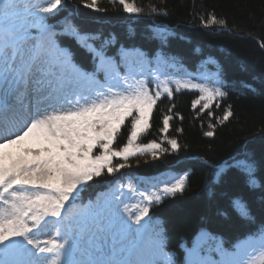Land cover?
I'll return each mask as SVG.
<instances>
[{"label":"snow or ice","instance_id":"1","mask_svg":"<svg viewBox=\"0 0 264 264\" xmlns=\"http://www.w3.org/2000/svg\"><path fill=\"white\" fill-rule=\"evenodd\" d=\"M82 3L85 8L103 10L98 0ZM112 3L129 14L144 12L135 0ZM63 8V0H0V264H176L162 229L149 213L166 197L184 192L187 172L167 179L155 177L143 188L129 180L104 193L102 199L98 197L95 206L78 207L76 201L90 181L129 167L130 157L147 154L159 159L169 151L163 147L165 142L171 151H179L177 139L167 135L173 119L168 114L159 129L162 141L139 143L151 128L154 108L162 96L172 98L183 89L198 90L193 109L200 105V112L207 110L212 117L214 102L227 94L219 87L169 74L168 69L176 68L178 61L162 52L168 41L166 30L157 32L160 48L153 60L139 49L121 47L118 63L105 54L112 40L94 47L88 42L92 37L65 19L63 34L75 38L98 61L94 71H83L56 42V25L49 23ZM148 11L167 15L166 8L154 4ZM202 23L227 28L226 20L214 14L202 18ZM260 47L264 48V41ZM121 64L126 68L123 76ZM101 72L103 82L97 78ZM232 115L229 106L218 120L227 121ZM126 124H130L126 142L117 148ZM208 127L213 129L215 124ZM213 134L211 130L204 133ZM117 159L123 162H114ZM228 167L238 169L249 186H256L252 158L236 159ZM225 170L215 169L217 179ZM125 197L137 199L132 206L135 210L124 203ZM233 206L241 216H249L247 205L239 199ZM41 235L48 238L42 240ZM214 239L202 232L186 250L184 264H264V229L234 251L220 243L213 247L209 241ZM205 246L219 259L202 255Z\"/></svg>","mask_w":264,"mask_h":264},{"label":"trees","instance_id":"2","mask_svg":"<svg viewBox=\"0 0 264 264\" xmlns=\"http://www.w3.org/2000/svg\"><path fill=\"white\" fill-rule=\"evenodd\" d=\"M63 3L64 8L49 23L56 25V42L70 52L73 63L83 71H94L98 61L75 38L63 34L65 19L82 34L92 37L88 42L94 47L112 40L105 54L115 57L118 63L121 47L139 49L153 60L160 48L157 32L166 30L168 41L162 52L178 61L176 68L168 69L169 74L209 88L219 87L227 94L214 102L212 117L207 110L200 112V105L193 109L192 101L200 95L198 90L183 89L174 92L172 98L162 96L154 108L151 128L139 143L153 139L160 143L163 136L159 129L163 127V116L168 114L173 119L167 135L177 139L179 151H171L165 142L163 147L169 151L159 159L147 154L130 157L129 167L90 181V186L80 192L76 205L92 203L98 192L118 186L128 177L143 188L146 181L155 177L167 179L187 172L184 192L166 197L153 205L149 213L162 229L167 251L173 254L176 264H184L186 250L193 247L202 232L215 238L209 241L213 247L220 243L224 249L234 251L238 244L264 229V48L260 47L264 41V0H135L137 6L144 8L139 15L124 12L112 0H98L102 11L85 8L82 0ZM152 4L166 8L167 15L149 14L148 6ZM210 14L225 19L227 28L205 27L202 18L207 20ZM125 72L121 64L120 75ZM97 78L103 82V73H98ZM149 87L155 90L154 83ZM172 105L175 107L169 113ZM229 106L233 115L219 122ZM209 123L215 124V128L210 129ZM129 127L126 124L122 129L117 148L126 142ZM209 130L214 133L211 137L204 135ZM244 157L256 162L255 187L248 185L245 174L228 167ZM217 167L226 169L219 179L215 176ZM238 199L247 205V218L233 206ZM205 254L219 259L214 251L208 252L207 246L202 252Z\"/></svg>","mask_w":264,"mask_h":264},{"label":"rangeland","instance_id":"3","mask_svg":"<svg viewBox=\"0 0 264 264\" xmlns=\"http://www.w3.org/2000/svg\"><path fill=\"white\" fill-rule=\"evenodd\" d=\"M20 2L23 3V2H25V0H20ZM40 2L43 3V2H45V0H40ZM28 103H29V99L26 98L25 99V105H27ZM31 103L33 105V110H34V106H35V98L34 97L31 98ZM129 180H131L133 182V184L135 185V181H134L133 178H128L127 181H125L123 184H127L129 182ZM113 188H115V187H112L110 189H113ZM110 189H106V190H103L100 193H98V195L96 196V198L92 201L93 206H95V203L97 202L98 197H100L102 199L103 198V194L104 193H108ZM126 191L127 190L125 189V192ZM124 203L127 204L130 209L135 210L134 208H132V206L137 203V199L136 198L128 199L127 197H125L124 198ZM123 209H124V205L122 204L120 206V211L123 212ZM50 234L51 233H49V235ZM47 238H48V235H41V237H40V239H42V240L43 239H47Z\"/></svg>","mask_w":264,"mask_h":264}]
</instances>
